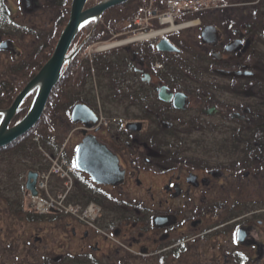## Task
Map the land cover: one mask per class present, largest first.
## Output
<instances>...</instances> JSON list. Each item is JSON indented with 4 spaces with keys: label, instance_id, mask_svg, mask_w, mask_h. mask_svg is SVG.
Listing matches in <instances>:
<instances>
[{
    "label": "flooded vegetation",
    "instance_id": "flooded-vegetation-1",
    "mask_svg": "<svg viewBox=\"0 0 264 264\" xmlns=\"http://www.w3.org/2000/svg\"><path fill=\"white\" fill-rule=\"evenodd\" d=\"M237 1L156 33L77 34L40 148L71 181L48 184L57 207L16 205L25 226L11 257L20 243L23 264H264V2ZM43 5L0 0V53L20 57L12 38ZM34 154L26 194L29 172L37 182L48 169ZM91 160L92 172L113 166L111 183L79 169Z\"/></svg>",
    "mask_w": 264,
    "mask_h": 264
},
{
    "label": "rangeland",
    "instance_id": "rangeland-1",
    "mask_svg": "<svg viewBox=\"0 0 264 264\" xmlns=\"http://www.w3.org/2000/svg\"><path fill=\"white\" fill-rule=\"evenodd\" d=\"M102 0H88L86 7H91ZM248 1V0H246ZM252 1V0H250ZM231 2H238L237 0H220V3H231ZM264 0H261V3ZM40 5L44 3L43 7H38L33 12L29 13L27 21H25V26L27 33H17L16 35H12L13 43L15 44V48L20 51V57L15 59V55L11 50H7L3 53H0V81L2 82L6 78L10 77L12 83L8 85L10 89V98L14 99L16 94L24 87V85L32 79L34 75L37 74L39 71V66L43 63V61L47 58L48 54L52 50L53 45L56 41V36L58 34V30L54 28L53 25V15L56 13L52 8L47 7L46 0H39ZM136 5V1H133L129 4L132 7V12L134 11ZM58 13V11H57ZM111 14L103 15L101 18L102 20L99 21L95 26L93 23L87 24L81 33H90L92 29H95L102 21H105V18L110 17ZM193 16V17H197ZM65 27V26H64ZM127 25L125 24L121 28H119L118 33H124L127 30ZM41 51V56L36 57L37 48L44 44ZM74 46L76 43L73 44ZM30 53L29 56H26L27 53ZM29 57H32L33 61L29 62ZM28 60V61H27ZM24 64V65H22ZM28 65V66H27ZM24 67V68H22ZM38 69V71H37ZM63 71H68V68H64ZM4 84V83H3ZM1 85V84H0ZM66 85H63L64 88ZM68 87V86H67ZM67 89V88H66ZM59 90L55 92V96L52 100V104L54 100L58 99ZM3 90L0 91V96H2ZM13 95V97H12ZM35 93H31L21 104L19 110L17 111L16 115L14 116L13 120L10 123V126L19 122L28 112ZM5 99V98H4ZM5 102L8 100L5 99ZM8 106V104L6 105ZM4 106V107H6ZM52 106H50L44 116H41V119L36 123V125L23 136V140L18 145H10L8 148H4L0 150V264H23V249L21 250L20 243H15L11 247L15 248V257H11L12 251L9 249V240L20 237L22 238V224H25L23 221V215L21 213H13L16 211V205L19 204L22 208H31L38 209L37 204H33L32 201L29 199V196L23 190L24 188V179L25 174L28 170H34V166L38 165L36 160H32L29 157V152L17 154L18 146H26L28 143L33 144L36 148L38 147V152L42 153L41 157L43 160H46L43 152V144L47 142L48 137H50L49 132L46 131L48 128L51 133L53 132V121L54 117L52 112ZM50 133V134H51ZM42 148V151L40 150ZM32 153V152H30ZM47 168L50 169V162L47 161ZM43 172V171H41ZM57 180V178H51L49 182V189L54 190L56 183L53 181ZM58 181V180H57ZM52 193V192H51ZM45 196V194H43ZM54 199V197H51ZM18 200V202L12 203V200ZM35 211V210H33ZM35 213V212H34ZM11 224V229L9 232L8 225ZM3 229V230H2ZM5 232L9 233L10 235L4 234ZM15 242V240H11ZM11 252H10V251Z\"/></svg>",
    "mask_w": 264,
    "mask_h": 264
},
{
    "label": "water",
    "instance_id": "water-1",
    "mask_svg": "<svg viewBox=\"0 0 264 264\" xmlns=\"http://www.w3.org/2000/svg\"><path fill=\"white\" fill-rule=\"evenodd\" d=\"M128 0H102L99 3L93 5L92 7L85 8L88 0H72L70 5L68 21L63 28L52 55L46 61V63L41 67L37 74L30 79L22 90L16 95L11 105L4 110L0 111V148L5 147L16 139L20 138L26 134L39 120L48 97L58 82L62 69L65 64L70 62V59L74 53L66 56L71 44L77 34L84 28L87 24L93 23L94 26L99 22L100 18L105 11L119 6ZM178 1H191V0H178ZM87 39L79 45L77 50L84 44ZM5 46H1L0 50H6ZM35 92V97L31 104L30 109L26 115L15 125L9 127L10 122L18 111L20 105L25 100V98ZM77 117V113L73 112L72 120H80ZM87 147V144H82L79 146L78 153L84 152L83 149ZM97 160L88 161L83 167H79L81 170H85L92 174L93 180L99 184L111 183L108 176H111L114 172L113 166L111 164L107 166V172L103 173L101 170L90 171V168L99 167L96 163ZM96 169V168H95ZM36 185V175L30 172L27 176L26 189L29 191L31 196H36L37 192L35 190Z\"/></svg>",
    "mask_w": 264,
    "mask_h": 264
},
{
    "label": "trees",
    "instance_id": "trees-1",
    "mask_svg": "<svg viewBox=\"0 0 264 264\" xmlns=\"http://www.w3.org/2000/svg\"><path fill=\"white\" fill-rule=\"evenodd\" d=\"M133 1H135V0H129L124 4H121L119 6H116L114 8L107 10L104 13V15L111 14V16L108 18H105V21H102L100 23V25H98L94 29L93 33H118L120 31L119 28H121L122 26L127 24L135 16V8H134V11L132 12V7L129 6V4L132 3ZM70 2H71V0H52L51 6L53 8H56V10H58L60 13V21H59V23H56V25L54 26V28L56 30H58V34L56 36V41L59 37V34L61 33L62 29L64 28V26L66 25V23L68 21ZM81 32L82 31L79 32L78 36H80ZM56 41H55V43H56ZM54 46H55V44L53 45L52 50L48 54L47 58L43 61V63H45V61L51 56L53 49H54ZM38 54H39V52H36V57H39ZM42 64L39 66V68L42 66ZM38 69H37V71H38ZM0 84H1L0 85V91L3 90V94H2V96H0V110H1V109H5V108L9 107L10 104L12 103L13 99L10 98L11 94H10V89L8 88L9 84H6V83H4V84L0 83ZM55 92H57V86H55L53 88L52 92L49 95L48 101H47L45 108H44V111L42 113L43 116L50 106H52V111H49L48 113L52 112V114H53V111L55 110L56 99L54 100L53 104L51 102H52L53 98L56 97ZM12 97H13V95H12ZM4 98L6 100H8V102H5ZM7 104H8V106H6ZM4 106H6V107H4ZM40 119H41V117H40ZM22 138L23 137L15 140L10 145H15V144L18 145L19 143L22 142V140H23ZM47 140H48L47 142L50 143L51 139H47ZM52 142H53V140L51 141V143ZM34 147L35 146L31 143H28V145H26V146H18V148L16 149L17 150L16 153L19 154L22 151H25L24 153L29 152V157H31L32 160H35L36 156L34 154V150H35ZM2 149H4V148H2ZM2 149H0V150H2ZM30 152H32V153H30Z\"/></svg>",
    "mask_w": 264,
    "mask_h": 264
},
{
    "label": "built area",
    "instance_id": "built-area-1",
    "mask_svg": "<svg viewBox=\"0 0 264 264\" xmlns=\"http://www.w3.org/2000/svg\"><path fill=\"white\" fill-rule=\"evenodd\" d=\"M151 0H144L143 5L138 8V17L133 20L134 27L137 30L144 29L146 25L154 18H157L159 22L171 21L177 16L185 15L189 13H196L213 7L217 4L218 0H196V1H178L171 0L166 3L167 10L160 16L153 17L151 15ZM52 173L60 175L61 177L67 176V171L63 170V165L56 162L53 163ZM42 179H47L42 175Z\"/></svg>",
    "mask_w": 264,
    "mask_h": 264
},
{
    "label": "bare ground",
    "instance_id": "bare-ground-1",
    "mask_svg": "<svg viewBox=\"0 0 264 264\" xmlns=\"http://www.w3.org/2000/svg\"><path fill=\"white\" fill-rule=\"evenodd\" d=\"M151 1H152L150 4L151 9H155L157 11L158 16H160L166 12V10H167L166 3L170 2L171 0H151ZM103 15H102V17H103ZM101 18L99 21L102 20ZM160 28H161V26H159V24L156 22L155 23V29L159 30ZM83 29H85V28H82L81 31H83ZM93 31H94V29H92L90 31V33H93Z\"/></svg>",
    "mask_w": 264,
    "mask_h": 264
}]
</instances>
